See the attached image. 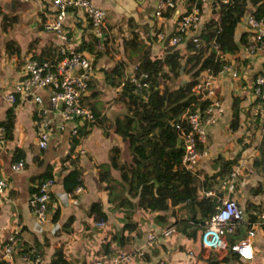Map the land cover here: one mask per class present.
Segmentation results:
<instances>
[{
    "label": "crops",
    "instance_id": "0c3cea01",
    "mask_svg": "<svg viewBox=\"0 0 264 264\" xmlns=\"http://www.w3.org/2000/svg\"><path fill=\"white\" fill-rule=\"evenodd\" d=\"M91 1L106 10L107 15L103 25L95 28L82 13L69 7L65 15L64 27L69 30L68 43L92 57L94 69L88 87L82 92V102L98 107L110 122L115 116L125 112V106L116 100L121 87L118 84L108 83L105 71H109L119 60L124 62V71H136L143 49H148L153 55L162 56L170 45L158 40L154 33L157 28L164 30L166 34L173 32L177 13L190 9L191 7L188 8L190 0H179L177 6L172 8V13L166 16L167 9H165L163 18L160 19L154 16L158 0ZM213 3L214 0H205L198 5L203 26L211 18L218 19L217 14L221 9L218 13H213ZM245 4V12L234 32L238 50L245 44L239 40L240 36L245 34L248 43L253 35L247 16L255 10L257 3L254 0H245ZM50 6V0H0L1 13L15 17L13 22L6 23V28H3V14H0V120L5 117L7 109L13 108L14 113L13 137H0V171L8 180L7 187L0 192V260H6L7 264H37L25 262L19 251L10 258H4L2 246L11 231L18 233L20 246L26 249L30 246H38L43 258L41 264H47L58 249H61L64 259L72 264H86L90 260L99 258L104 260L109 254L129 251L141 246L148 232L156 231L164 225L163 217L157 212H165L166 215L168 214L167 217L165 215L166 218L176 219L175 221L178 222L188 217L189 210L185 203L172 205L166 211L148 210L147 216L144 214L147 210L141 209L138 214L128 217L136 224L129 232L126 244L120 246L112 242V253L105 254L100 247L105 240L100 238H104V234L110 236L111 231L119 230H114V227L118 224L122 227L124 224L123 219L115 214L116 210H108L104 232L93 234L98 243H91L93 238L89 236V230L86 228L89 204L101 199L106 209L108 203L107 190L103 187L105 183L98 178V166L109 162L113 145L121 148L122 158H130L126 151L127 143L123 142L118 134L112 133V129L107 127L108 132L105 134L104 129L96 124L92 125L90 132L81 139L79 146H82L84 151L79 152L77 149L79 146L76 147L77 152L80 153L78 166L83 177L82 190L77 195V201L68 200L61 203L56 221H52L51 214L57 204L47 208L46 218L41 221L31 210L28 202L33 185L31 178L43 173L49 166L53 167L52 173L55 179L54 189L57 195L54 201L62 200L60 198L64 192L62 177L66 171L67 161L60 165V158L67 153L70 146L74 122L63 120L57 110L49 108V91L46 87L36 88L34 93L37 99L20 98L16 104L6 100L4 94L11 89L18 78L22 60L26 55L35 54L46 59H54L58 56L63 41L55 32L45 30L43 27L45 13L49 11ZM132 36L135 40L134 47L125 44V37ZM187 39L177 46L181 55L186 52ZM7 40H12L18 46V53H10L6 50ZM84 44H93V46L79 49ZM238 50L226 52L222 56L223 59L240 66L238 75L235 78L228 74L213 76L216 97L221 100L223 110L214 122L206 126V140L203 145L208 152L201 159L195 176L202 184L206 177H211L218 170L220 171L223 162L243 159L244 168L238 174L235 188L229 195L234 197L243 208L247 220L256 221L260 220L261 213L264 212V130L261 128L258 114L259 101L254 97L252 86L255 75L264 70V45L248 58L241 55ZM206 71L212 70L206 69ZM235 98L238 101L236 105L238 115L234 113ZM43 110H48L52 123L47 144L41 147L37 143L35 124ZM15 147H20L24 151L25 166L13 171L10 166ZM261 154L263 160L259 161L257 158ZM110 170L112 174L117 175L113 167ZM226 175V173L217 174L215 179L220 180ZM220 181L208 189L215 190L216 195L226 196V192L219 188ZM256 187L258 192H252ZM208 189L203 188L198 194L201 196ZM216 195L211 196L216 200ZM71 215L72 221L65 225L64 222ZM247 228L248 224L238 227L228 236L226 244L229 245V238L234 241L242 236ZM255 230L252 240L253 258L244 262L232 257L222 264H264V223L258 224ZM189 247L187 236L178 230L175 234L158 239L147 247L143 256L134 257L123 264H159L164 260L171 264H192L187 255L190 251ZM225 253L224 248L219 251L202 250L199 257L203 263H206L209 256L219 260Z\"/></svg>",
    "mask_w": 264,
    "mask_h": 264
},
{
    "label": "trees",
    "instance_id": "16d2710c",
    "mask_svg": "<svg viewBox=\"0 0 264 264\" xmlns=\"http://www.w3.org/2000/svg\"><path fill=\"white\" fill-rule=\"evenodd\" d=\"M193 2L200 5L203 1H188L190 4ZM254 2L257 5L255 10L252 11L253 15L257 18L264 16V0H254ZM190 4H188V8L192 6ZM245 8V0H232L226 4H218L214 0L213 13H218L221 9L217 14L218 19L211 18L205 23V28L200 34L201 44L188 38L186 52L182 55L179 52V47H177L178 44L170 45L162 56L153 55L149 53L148 49H143L136 67V73L142 69L148 71V90H145L144 93L134 92L130 85L122 86L119 90L117 102L119 104L122 102L126 110L115 116L110 122L98 107L91 105L95 113V120L92 125L101 126L105 134L108 132L107 127L112 129V133L118 134L123 142L127 143L126 151L130 156V158H122L121 148L113 145L109 162L101 163L98 166V178L99 181L105 183L103 187L107 190L106 202L108 203L106 209H104V201L101 199L92 201L89 204L86 228L93 234L104 232L108 210H116L115 214L124 221L119 230L111 231L110 236H107V240L101 243L100 247H102L105 254L112 253V242L124 246L128 241L129 232L136 224L128 218L129 216L138 214L141 209L166 211L172 205L185 203L189 210L188 217L178 223L177 229L187 236V240L190 242L189 250L201 257L203 226L200 223L214 211L216 200L214 196L205 194L200 196L198 193L203 188H212L218 181L225 179L233 165L239 160L223 162L220 171L218 170L211 177H206L201 184L196 176L184 168L181 163L182 148L178 142V129L173 125V122L178 119L183 111L203 108L208 103V100L198 98L199 96L192 91V86L206 69L217 72L222 62L225 61L222 56L226 52H236L238 50L239 46L234 32L239 19L245 12ZM1 12L0 10V14H3ZM170 13H172V8H167L165 15L167 16ZM14 20L15 17L4 13L2 15L3 28H6V23L8 24V22ZM174 34H179V32L174 30L169 33V36ZM213 38L218 42L219 49L209 51L210 40ZM239 40L242 43H247L245 34H242ZM134 41L133 36L130 38L125 37V44L130 47H134ZM84 46L92 47L93 44L81 45L79 49ZM6 50L10 53H18L19 51L18 46L12 40H7ZM32 56L38 60L46 59L35 54H32ZM124 67V62L119 60L109 71H105L107 82L113 85L119 84ZM185 75L188 77L180 81L179 78ZM19 99L18 97L17 101ZM237 102V98H235L234 105L236 109L234 113L236 115H238ZM257 105L258 114L260 115L261 105L259 103ZM259 119L261 121L260 117ZM0 126H3L4 138L13 137V108L7 109L5 117L0 120ZM187 126V123L184 122V127L187 128ZM89 132L90 128L88 130L82 129V127L79 128L82 137H85ZM79 141L77 135L71 134L68 151L60 158V165L67 161L66 171L62 177V187L67 193L71 194L74 193L78 185L83 184V177L78 166L80 155L75 151ZM199 146L201 147V145ZM24 158V151L20 147H15L12 162L22 161L25 166ZM258 159L262 161L263 154ZM111 167L116 170L117 175L112 174ZM52 168V166H49L43 173L31 178L33 182L31 193L37 190L39 184L46 178H54ZM225 173L227 175L220 178V180L215 179L217 174ZM252 192H258V187L253 188ZM53 206L54 196L51 194L50 207ZM59 207L58 205L55 206L51 214L52 221L58 219ZM157 213L163 217V221L167 220L165 212ZM72 219V215L69 216L64 224L70 223ZM229 241L232 243L233 239L229 238ZM31 247H35L41 254L36 245L30 246L28 249L19 245L17 251L22 255ZM111 255L115 254H109L104 260H107ZM232 257L238 258L233 250L227 248L221 259L217 260L213 256H209L206 259V264H222V262H228ZM0 264H7L6 260L1 259ZM47 264L72 263L64 259L61 249H58Z\"/></svg>",
    "mask_w": 264,
    "mask_h": 264
},
{
    "label": "built area",
    "instance_id": "2783aa9c",
    "mask_svg": "<svg viewBox=\"0 0 264 264\" xmlns=\"http://www.w3.org/2000/svg\"><path fill=\"white\" fill-rule=\"evenodd\" d=\"M205 1V0H199ZM232 0H216L218 4H226ZM179 0H158L154 16L158 19L163 18V12L167 8H175ZM51 6L43 21L45 30L55 32L63 41V45L58 51V56L54 60H38L32 55L25 56L21 63L19 76L8 90L4 97L11 103H15L19 98L33 97L37 99L34 91L39 87H46L49 91V108L57 110L62 119L73 121L74 126L71 134L77 135L80 145L83 138L79 133V128L88 130L95 120L93 108L82 102V92L88 87L90 78L93 73L92 57L79 51L74 45L68 43L69 30L64 27V19L69 7L83 14L92 26L98 28L103 25L106 19V10L95 5L91 0H50ZM200 8L197 4H192L190 9L179 11L176 15L175 31L179 34L169 36L164 30L157 28L154 35L160 41H167L169 45H176L187 38L200 43V34L204 29V22L201 20ZM247 22L253 35L248 43L244 44L238 52L245 58L251 57L257 49L264 45V16L257 18L251 12L247 16ZM159 27V26H158ZM219 44L213 38L210 40L209 50H218ZM239 67L232 61L222 62L217 72L207 71L202 73L199 80L192 86V91L199 96L198 98L208 100L203 108L183 111L173 125L178 129V142L182 148L181 163L184 168L188 169L193 175H197V169L203 156L207 154L204 147L206 140V126L214 122L217 116L222 112L223 105L219 98L216 97V86L214 75H230L236 77ZM126 84L132 87V91L144 93L148 90L149 80L148 71L140 70L138 73L134 70H125L118 84L120 87ZM253 94L258 99L260 108L261 128L264 130V70L258 72L253 79ZM187 123V128L184 127ZM51 116L48 110H43L40 117L36 120V137L37 143L44 147L47 144L51 132ZM3 126H0V137H3ZM201 145V147L199 146ZM76 149V148H75ZM79 152L84 151L79 146ZM77 149L75 151H77ZM244 161L240 159L236 162L227 177L220 182V190L226 192V196L216 195L215 190H205V195H216V205L214 211L202 222L203 232L201 244L203 250L227 249L233 250L239 260L244 262L253 258L254 247L253 237L255 227L264 223V212L261 213L260 220L249 221L246 218L243 208L239 205L234 197L229 193L234 190L238 174L244 168ZM13 171L24 167L22 161L12 162ZM8 185L6 176L0 171V192H3ZM54 178L43 180L37 190H34L29 196V206L39 221L46 218L47 202L51 194L57 195ZM82 190L78 185L74 193L66 191L60 196L62 200L54 201L55 204H61L72 200L77 201V195ZM68 196V197H67ZM250 223V224H249ZM177 222L163 226L156 231H150L141 246L132 248L130 251L120 254L111 255L107 260L95 259L87 264H123L129 262L134 257H141L150 245H153L158 239L175 234ZM248 224L246 232L236 238L229 245L226 240L241 225ZM19 237L16 231H11L5 238L2 246L4 258H10L18 250ZM191 258L192 264H206L193 251L187 252ZM25 262L41 264L43 258L35 247H31L21 255ZM159 264H171L169 261H161Z\"/></svg>",
    "mask_w": 264,
    "mask_h": 264
},
{
    "label": "rangeland",
    "instance_id": "374dc122",
    "mask_svg": "<svg viewBox=\"0 0 264 264\" xmlns=\"http://www.w3.org/2000/svg\"><path fill=\"white\" fill-rule=\"evenodd\" d=\"M185 78H187V76L185 75V76H181L179 79H180V81H183V80H185ZM180 81H178V82H180ZM119 96V94L117 93V97H116V100L119 98L118 97ZM91 106V105H90ZM125 110H126V108H125ZM79 153V152H78ZM80 154V153H79ZM144 214L147 216L149 213H148V211H144ZM172 214V213H171ZM166 215V214H165ZM168 215V214H167ZM167 215H166V217H167ZM188 216V215H187ZM186 217V216H185ZM167 220L166 221H164V225H162V227L163 226H167V225H169V224H172V223H179L178 221H175L176 219H174V220H170V219H168V218H166ZM119 221V220H118ZM117 223H119V222H117ZM177 226H178V224H177ZM121 228V225L120 224H118L117 225V227H114V230H117V229H120ZM161 228V227H160ZM173 235V234H172ZM89 236L90 237H92L93 238V240L91 241V243H94V244H97L98 243V240L95 238V236H93V233L91 232V231H89ZM171 236V235H170ZM101 240H107V236L106 235H104V238H100ZM187 255H188V253H187ZM188 257H189V255H188ZM192 257H189V259H191ZM192 261V260H191ZM192 263V262H191Z\"/></svg>",
    "mask_w": 264,
    "mask_h": 264
},
{
    "label": "water",
    "instance_id": "95a60500",
    "mask_svg": "<svg viewBox=\"0 0 264 264\" xmlns=\"http://www.w3.org/2000/svg\"><path fill=\"white\" fill-rule=\"evenodd\" d=\"M47 206H48V208L50 207V201L47 202Z\"/></svg>",
    "mask_w": 264,
    "mask_h": 264
},
{
    "label": "clouds",
    "instance_id": "9594fccd",
    "mask_svg": "<svg viewBox=\"0 0 264 264\" xmlns=\"http://www.w3.org/2000/svg\"><path fill=\"white\" fill-rule=\"evenodd\" d=\"M4 138V137H3ZM65 191V190H64ZM50 201V200H49ZM54 205H55V203H54ZM57 205H59L60 206V203L59 204H57ZM47 208H48V206H47ZM50 208V207H49Z\"/></svg>",
    "mask_w": 264,
    "mask_h": 264
}]
</instances>
